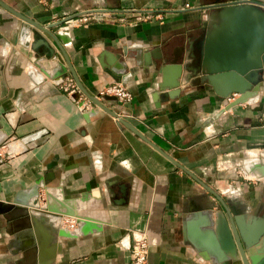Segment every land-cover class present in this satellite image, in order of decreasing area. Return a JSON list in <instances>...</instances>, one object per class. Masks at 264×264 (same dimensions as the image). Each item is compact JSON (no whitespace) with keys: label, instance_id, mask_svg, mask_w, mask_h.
<instances>
[{"label":"crops","instance_id":"1","mask_svg":"<svg viewBox=\"0 0 264 264\" xmlns=\"http://www.w3.org/2000/svg\"><path fill=\"white\" fill-rule=\"evenodd\" d=\"M2 1L44 26L86 9L126 10L89 13L86 21L68 23L76 16L50 28L69 35L64 48L81 85L96 96L117 83L111 70L125 66L118 83L130 91V101L121 109L114 97L99 100L114 112L132 114L124 119L237 209L264 211L263 180L250 168L264 163V90L225 110L238 94L223 100L192 78L194 84L184 82L178 94L165 97L157 87L161 74L148 66L160 52L170 58L184 49L187 58L190 42L208 27L211 13L193 8L214 0ZM23 28L21 19L0 6V264L34 261L36 247L23 250L29 242L26 226L15 220L22 211L11 201L38 180L95 220L79 231L78 223L64 227L65 235H78L65 238L60 231L66 217L39 213L41 228L51 236L58 230L54 241L62 251L54 264H128L131 230L147 233L149 264H210L188 231L207 228L198 225L203 221L198 213L207 209L213 217L220 203L113 116L92 102L80 109L77 95L62 91L59 79L41 78L37 66L50 69L56 62L46 65L47 48L40 40L60 51L33 27L22 37ZM26 252L30 257L24 262Z\"/></svg>","mask_w":264,"mask_h":264},{"label":"water","instance_id":"2","mask_svg":"<svg viewBox=\"0 0 264 264\" xmlns=\"http://www.w3.org/2000/svg\"><path fill=\"white\" fill-rule=\"evenodd\" d=\"M0 6L22 20L24 26L22 37H28L29 30L33 27L45 33L60 51L61 56L48 45L46 40L41 39L40 43L47 48L46 65L50 66L49 61H55L56 65L48 67L50 69L37 66L38 72L58 80L67 76L69 71L86 98L111 116H117L113 110L106 107L96 96L89 94L81 85L64 48L66 40L69 39L68 34L61 31L52 32L50 28L58 27L66 20L80 15L94 12L123 13L126 10L86 9L44 26L2 0H0ZM193 9L211 11L208 27L199 37L190 42L187 58H184V49L182 53L172 55L170 58L165 57L164 52L152 54L153 61L148 66H152L162 76V81L157 85L159 91L165 97H172L180 92V86H184L182 85L184 82L191 84L195 82L196 85L213 91L223 100L231 99L233 94H238L237 98L224 106L225 110L249 99L258 98L264 90V3L252 0H214L212 3ZM36 42L38 40L31 44L32 49L36 48ZM28 44L29 41L26 39L25 46ZM124 71L125 66H116V69L111 70L110 75L118 83L121 82ZM192 78L194 82L191 81ZM88 115L89 113L85 115V118ZM118 122L172 160L220 203L221 210L217 211L213 217L207 209L198 213L203 219L198 225L201 224L207 228L190 227L188 231L189 237L196 242L198 250L204 252L203 260L210 264H264V211L256 214L249 213L247 209H237L229 198L223 199L215 190L201 181L196 171L187 170L162 152L130 122L123 118H119ZM1 160L0 158V162ZM250 168H253L255 177L263 180L264 193V163H255ZM18 196L25 197L27 201H18ZM54 198L55 195L41 185V180H38L27 191H18L11 201L12 207L22 211L15 216V220L26 226L24 233L29 242L23 250L27 251L30 247H36L34 261L28 264H54L57 254L61 252L59 244L54 241L58 230L51 236L49 232L41 228L39 213L44 212L54 217L72 216L78 224L83 223L81 219L89 220L90 218L78 215L72 208H67V205L53 209L50 201ZM50 220L54 222L56 219ZM29 257V252L21 256L24 262H27Z\"/></svg>","mask_w":264,"mask_h":264},{"label":"built area","instance_id":"3","mask_svg":"<svg viewBox=\"0 0 264 264\" xmlns=\"http://www.w3.org/2000/svg\"><path fill=\"white\" fill-rule=\"evenodd\" d=\"M86 15V14H85ZM85 15L79 16L78 20H69L68 23L70 24H77L80 21H86L87 17ZM88 15V14H87ZM146 18H149L147 16ZM59 86L62 91H64L66 94L73 96L74 94L77 95L76 98H74L76 103H79V108L82 110H85V108L92 107L91 101L86 98V96L79 90L77 87L74 79L67 75L62 79H59ZM114 97L118 103L122 107L128 103L132 97L130 91L122 84V83H111L103 87L96 97L98 99L102 97ZM116 117H114L117 121L119 118H127L132 117L133 115L130 113H127L125 110L115 112ZM132 235V241L129 247V261L128 264H149L148 263V252H149V241L148 236L145 231L142 230H131Z\"/></svg>","mask_w":264,"mask_h":264},{"label":"bare ground","instance_id":"4","mask_svg":"<svg viewBox=\"0 0 264 264\" xmlns=\"http://www.w3.org/2000/svg\"><path fill=\"white\" fill-rule=\"evenodd\" d=\"M68 37H69V35H68ZM70 38V37H69ZM32 74H34V72L33 71H30V75L32 76ZM39 74H40V72H39ZM41 78L43 77V74H41V75H39ZM27 195H28V192H27ZM19 197V196H18ZM87 197V196H86ZM56 198H57V200H56ZM62 198V197H61ZM59 196H56L55 195V198L50 202V206L53 208V209H59V208H61V206H64V205H67V203L68 202H66V201H64V200H62ZM82 199H84V198H82ZM17 200L18 201H21V202H26L27 200H26V198L24 197L23 198V196L22 197H19V198H17ZM65 200H67V199H65ZM69 200V199H68ZM31 201H32V199H31ZM30 201V202H31ZM29 202V203H30ZM28 203V204H29ZM67 208H72V207H69L68 205H67ZM73 209V208H72ZM74 210V209H73ZM75 211V210H74ZM77 214L78 215H84V216H89L90 217V215H88V214H84V213H80V211H77ZM62 217H67V216H62ZM70 217H72V216H70ZM73 218H75V217H73ZM82 220V224H79V227H78V229H80L81 228V226L83 225V224H85V223H87V222H90V221H95L92 217H90L89 218V220H85V219H81ZM95 228V227H94ZM67 230V229H66ZM65 230V231H66ZM81 230V229H80ZM68 232V231H67ZM68 233H70V232H68ZM81 233H83V234H86L87 232H81ZM60 236L61 237H65V238H75V237H77L78 235H75V236H69V235H65V233L63 232V229H61V231H60ZM59 246H60V251H62V245H61V243L59 244ZM61 253V252H60ZM58 255V254H57Z\"/></svg>","mask_w":264,"mask_h":264},{"label":"rangeland","instance_id":"5","mask_svg":"<svg viewBox=\"0 0 264 264\" xmlns=\"http://www.w3.org/2000/svg\"><path fill=\"white\" fill-rule=\"evenodd\" d=\"M57 196H59L60 198L62 197L61 196V194L59 193V194H57ZM62 199V198H61ZM62 200H64V201H69V200H65V199H62ZM52 201V200H51ZM50 201V202H51ZM44 213V212H43ZM45 215L47 214V213H44ZM50 216V215H49ZM54 217V216H53ZM65 218V217H64ZM66 220H64V223L66 224V226H63L61 229H63L64 227H67V228H65V229H68V226H71L70 228H72V227H76L77 226V222H76V220L73 218V217H66L65 218ZM73 229H75V228H73ZM78 231H79V229H78Z\"/></svg>","mask_w":264,"mask_h":264}]
</instances>
